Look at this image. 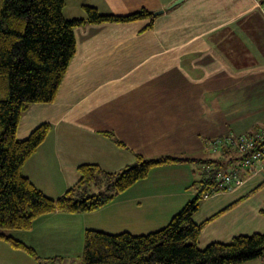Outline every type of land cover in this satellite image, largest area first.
<instances>
[{"label": "crops", "instance_id": "0c3cea01", "mask_svg": "<svg viewBox=\"0 0 264 264\" xmlns=\"http://www.w3.org/2000/svg\"><path fill=\"white\" fill-rule=\"evenodd\" d=\"M177 1L65 0L68 20L85 18L80 13L84 6L114 15L142 9L163 13L147 30L149 19L76 28L77 54L56 101L32 105L18 129V138L25 140L41 124L53 125L23 167L47 197L57 199L73 187L84 164L118 172L133 165L136 155L228 161L235 152L239 155L228 141L264 131L262 0H182L174 5ZM66 10L70 14L65 16ZM217 139L224 145L216 151L211 143ZM212 151L218 155L210 157ZM241 164L226 169H241V187L205 199L240 191L233 202L200 208L207 205L210 219L239 201L204 227L200 249L238 236L264 235V187L253 192L264 182V170L248 174ZM206 170L201 163L158 167L98 211L55 213L39 218L30 231L8 234L33 248L42 261L57 257L55 263L67 264L69 253L84 245L89 228L144 235L166 227L196 197V183ZM257 177L259 182L242 191ZM197 213V224L207 220L199 222ZM0 249L8 260L25 258L3 239ZM241 264H264V258Z\"/></svg>", "mask_w": 264, "mask_h": 264}, {"label": "trees", "instance_id": "16d2710c", "mask_svg": "<svg viewBox=\"0 0 264 264\" xmlns=\"http://www.w3.org/2000/svg\"><path fill=\"white\" fill-rule=\"evenodd\" d=\"M65 6V0H0V239L43 264L33 248L8 233L30 231L39 218L55 213L98 211L146 179L155 168L201 163L210 170L196 183V197L166 227L144 235L89 229L85 232L84 250L78 264H241L264 258L263 234L238 236L227 243L199 248L204 227L239 203L229 205L201 224L193 219L202 200L207 199L205 195L220 191L217 173L226 172L233 163L243 160L237 152L228 161L136 155L133 165L118 172L84 164L78 168V182L57 199L47 197L23 174L24 165L49 137L53 125L43 123L27 139L21 140L18 129L22 117L34 104L49 105L56 101L77 54L76 28L149 19L147 30L157 18L145 9L114 15L84 6L85 18L68 20L64 17ZM117 144L125 146L119 141ZM263 187L264 182L253 192ZM261 213L264 215V210ZM56 260L57 257L52 258L50 263Z\"/></svg>", "mask_w": 264, "mask_h": 264}, {"label": "built area", "instance_id": "2783aa9c", "mask_svg": "<svg viewBox=\"0 0 264 264\" xmlns=\"http://www.w3.org/2000/svg\"><path fill=\"white\" fill-rule=\"evenodd\" d=\"M259 8L264 12V0L259 3ZM264 131L258 133L255 137L240 136L236 140L228 141V146L234 147L241 156L242 168L247 171V173L254 174L259 170H264ZM211 149H220L224 145V141L217 139L211 143ZM240 169L231 170L217 173V180L219 182L218 188L222 190L223 188H235L241 187L244 184L243 178L240 176ZM217 190L212 191L210 194L205 195L206 198L210 195L216 193Z\"/></svg>", "mask_w": 264, "mask_h": 264}, {"label": "rangeland", "instance_id": "374dc122", "mask_svg": "<svg viewBox=\"0 0 264 264\" xmlns=\"http://www.w3.org/2000/svg\"><path fill=\"white\" fill-rule=\"evenodd\" d=\"M68 8H72V6L69 5ZM66 13H69L70 14V10H66L65 11V16H66ZM80 13H83V14L85 13L84 8H82L80 10ZM85 16H86V13H85ZM216 155H218V153L212 151L210 157H216ZM260 177H257L255 179H253L251 182H249L243 188L242 191H244L245 189H247V188L253 186L254 184H256L257 182H259L260 179H261ZM238 194H240V191L235 192V193H231V194H222V195H217V196L214 195L215 197L214 198L212 197L210 200H206V201L205 200H202L201 206L203 207L207 203H214V204H216L218 206H226V205L230 204L231 202H233V200L236 198V196ZM208 209L209 208L206 205L205 208H203V210H200V212L197 213V216L196 217H197V220L199 222H201L202 220H205V219L209 218V216H210L211 213L209 215H207L208 214V212H207ZM86 213H90V212H86ZM65 214H70V213H65ZM56 225L58 226L59 224H56ZM82 225H83V223H78V227L80 229H81V226ZM44 229H46V227H44ZM89 229H91V228H89ZM82 244L85 245V237H84V240H83V243ZM84 245L80 247L81 249L78 252L77 251L76 252L73 251V252L69 253L68 257H70V259H65V260H67L66 261L67 264H77L76 258L79 257V256L81 257L82 252L84 250ZM70 246H72V245H70ZM3 253H4V251L2 249H0V264H39L40 263V262H37L34 258H32L29 254H27L25 252H22L25 255L23 257H25V258L16 259V258L10 256V260H8L7 257H6V255H4ZM21 255H23V254H21ZM41 263H43V264H62L61 262H58V263H50L49 262L48 263V262H45V261H42Z\"/></svg>", "mask_w": 264, "mask_h": 264}, {"label": "water", "instance_id": "95a60500", "mask_svg": "<svg viewBox=\"0 0 264 264\" xmlns=\"http://www.w3.org/2000/svg\"><path fill=\"white\" fill-rule=\"evenodd\" d=\"M181 1L182 0H178L176 3H174V5L179 4ZM162 13H163V11H160V12L155 13V15L158 16V15H161Z\"/></svg>", "mask_w": 264, "mask_h": 264}]
</instances>
